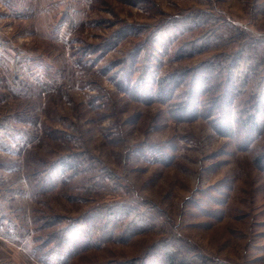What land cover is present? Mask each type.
Returning <instances> with one entry per match:
<instances>
[{
    "label": "rangeland",
    "instance_id": "rangeland-1",
    "mask_svg": "<svg viewBox=\"0 0 264 264\" xmlns=\"http://www.w3.org/2000/svg\"><path fill=\"white\" fill-rule=\"evenodd\" d=\"M231 61L226 129L206 95L176 109L186 83L155 96L151 76L212 62L220 83ZM257 95L264 0H0V264H62L48 234L107 208L127 214L63 264H264V118H239Z\"/></svg>",
    "mask_w": 264,
    "mask_h": 264
},
{
    "label": "trees",
    "instance_id": "trees-1",
    "mask_svg": "<svg viewBox=\"0 0 264 264\" xmlns=\"http://www.w3.org/2000/svg\"><path fill=\"white\" fill-rule=\"evenodd\" d=\"M193 18V17H192ZM190 17H184L181 20L175 21L174 29L177 31L182 27L185 30L192 29L195 27V21ZM196 20V19H195ZM193 51V50H192ZM199 51V50H198ZM195 52V51H193ZM238 66L237 62L231 61L229 63V72L226 77L223 78L220 83L215 81L216 74L214 70V63L205 62L198 65L194 69L184 70L180 73H173L169 78H161L159 80L150 78V81L155 82L157 89L154 91L155 96L159 97L160 100H166L167 97L171 98V94L177 89L181 88L184 83L187 84L185 89V97L180 101L178 105H183L185 109H176L183 113V111L197 114L198 107L201 104L202 97L208 96V107L211 110H218L219 117L216 119V123L222 126L221 128L226 129L229 126V118L227 115L230 113V109L233 106L234 98L237 97V78L232 73L233 70ZM158 81V82H157ZM148 89L151 91V85L148 84ZM218 86L221 87V94H216L214 89ZM149 91V92H150ZM218 92V91H217ZM254 100L250 109L240 111V122L243 128L251 130L250 132H260L263 128L264 118V95L260 98L252 96ZM199 104V105H198ZM222 121V123H220ZM65 163V162H64ZM68 164V163H67ZM119 209H99L95 212L87 213L80 216L78 219L72 220L69 223L61 227H56L47 236V241L44 251V256L53 257L62 260V264L75 254L84 251L88 248H92L94 245L93 236H96L95 240L99 241L107 239L111 236V231L117 223L120 222L121 218H125L127 212L123 214L118 213ZM126 210V209H125ZM136 231L135 224L126 227L125 235L131 236ZM147 258V257H145ZM144 261L137 262V260H131L125 263L119 264H141ZM144 264V263H143ZM159 264H186L183 259H179L174 252H164L161 256Z\"/></svg>",
    "mask_w": 264,
    "mask_h": 264
}]
</instances>
